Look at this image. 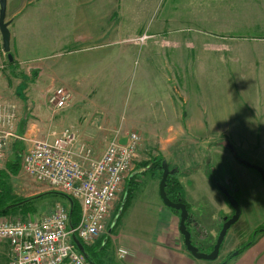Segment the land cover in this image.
I'll return each mask as SVG.
<instances>
[{"label": "crops", "instance_id": "obj_1", "mask_svg": "<svg viewBox=\"0 0 264 264\" xmlns=\"http://www.w3.org/2000/svg\"><path fill=\"white\" fill-rule=\"evenodd\" d=\"M112 8L121 15H124L125 9L129 8L138 12L143 9L163 8V18L151 17V24L154 26L157 23L163 24L168 26V29H173L170 26L177 23L178 28L176 29L180 31L179 33L165 32L166 27L161 33L163 36H167L166 42L168 43L164 51L166 63L170 67L171 65L178 67L177 70L168 68V71L212 74L238 73L229 81L228 87H223L227 89L226 95L229 96L227 101L224 102V99L219 98L222 88H218L219 85H211L213 88L207 102L191 104L189 112L188 109L185 111L182 110L183 107L181 108L180 117H184L187 112V119L190 116L192 128H197L196 131L205 130V128L201 129L203 125L195 126L196 121L209 119L203 115L206 113L205 110L209 114L212 113L213 121L228 120L230 122L233 126L232 137L237 140L239 146L251 148L250 146L253 147L256 144V138L259 136L264 141V0H164L162 6L161 0H7V13L11 15V53L17 64L13 70V65L10 66L6 62L9 58L6 60L1 45L0 32V99L17 106L18 117L12 130L19 137L9 143L6 152H11L13 149L16 151L15 155L20 157L22 151L15 149L18 145L24 143L27 148L29 145L27 142L34 139H53L63 129L71 128L77 134L80 142L86 143L93 149L95 156H100L103 153L106 147L105 137H98V128L95 126L100 124V120L93 117L89 119L90 121H82L78 118L79 116L73 113L80 101L79 96H82V90L79 87L82 81L74 82L73 74L81 70L84 71L91 65L79 61V63L69 65L66 71L53 70L51 67L45 66L52 80V84H50L47 81H42L44 80L43 75L47 71L40 67V62L47 56L44 53L45 50L56 46H53L51 42L54 38L52 34L54 30H56L59 40H63L60 46L84 40L80 37L83 30L80 28L81 25L87 26L90 20H95L98 15L102 14V10L104 13H108ZM97 9L100 11L94 13L93 10ZM153 14L154 11L151 15ZM71 22L72 25H70ZM203 26H206L207 29H204ZM192 28L194 31L190 32L189 36L184 35L185 30H192ZM57 29L59 33H57ZM177 41H181V43L176 44ZM196 49L197 53L201 51V55H197L194 60L189 61L187 51ZM149 55H156V53ZM171 62L174 64H170ZM24 64L27 66L21 73L19 68ZM30 68L36 72V76L30 80L31 86L21 90L19 87L25 83L21 80L15 81L13 75L29 76L28 69ZM156 70L145 64L140 72H143V77H146L149 73H157ZM55 77L62 82L59 83ZM237 82L244 84L237 85ZM57 84L65 87L72 95L68 107L64 111L59 110L58 115L50 112L51 106L47 107L48 99L52 95H49L47 89L49 90ZM167 88L169 89L161 87L158 90L157 99L160 98L171 105V85H168ZM238 88L247 90L243 99H236L234 93H228V90L232 91ZM44 89H46L45 92ZM218 89L219 91H217ZM256 89H261L259 96L255 92ZM216 97L219 98L218 102L214 100ZM196 100L198 99L196 98ZM155 107L160 110L162 105L157 102ZM170 117L168 114L164 116L166 121ZM175 119H177L176 116ZM235 122L238 123L235 124ZM173 147L176 149L181 145ZM171 149L172 147L169 148V150ZM27 150L28 148L23 153ZM169 154L172 157L171 152ZM231 159L234 163L235 184L238 187L234 195L237 196L242 208L241 215L260 214L261 212L258 211H262L264 208V182L261 175L259 172L256 174L241 168L240 162L234 157ZM168 162L170 166L172 165V170L178 171L177 175L183 187L184 197L190 206L192 237L198 242L202 237L201 241L207 246L212 243L210 240L217 236L214 235V230L219 232L222 226L221 207H215L213 200L218 196L217 189L219 192H223L208 177L205 166L201 165L200 167L197 161H185L183 169H180L177 164L173 165L170 161ZM10 163V161H6L4 164L3 161L0 169V182L6 180L9 187ZM189 168L194 171V174L197 172V174H201L202 178L198 179L197 175L195 179L187 180ZM160 180L156 177L153 179L156 190L152 188V198L148 202L137 201V199L150 184L143 185L133 198L131 204L133 211L145 212L144 223L138 233L130 236L128 245H119L116 260L121 264H203L204 262L202 263L201 259L194 257L184 244V237L180 231V214L164 204L159 193ZM217 181L220 182L219 178ZM40 192L34 194L38 195ZM231 214L233 212H224L226 216ZM199 227L204 228L205 236L196 234ZM109 243L110 241L107 243V247ZM120 248L128 251L127 257L122 258L126 260L117 259V257L121 259ZM108 251L111 250L108 249ZM0 264H10V246L6 240L0 241ZM227 264H264V231L250 247Z\"/></svg>", "mask_w": 264, "mask_h": 264}, {"label": "rangeland", "instance_id": "obj_2", "mask_svg": "<svg viewBox=\"0 0 264 264\" xmlns=\"http://www.w3.org/2000/svg\"><path fill=\"white\" fill-rule=\"evenodd\" d=\"M163 1L164 0H161V6ZM98 11L100 10H93L94 13ZM152 11H154V16L151 15ZM163 14V8H156V10L143 9L139 12L129 8L125 9L124 15L119 14L113 8L109 10L108 13H104V10H102V14L98 15L95 20H90L87 26L81 25L80 28H83V30L80 33V37L84 40L76 41L66 46H60L63 40H59V36H57L56 30H54L52 33L54 38L51 42L53 46L56 45L57 48H55V46L54 48H50H53L52 50L46 49L44 53L47 56L40 62V67L43 69H46L45 66H48L53 70L59 71H66L69 65L79 63V61H84L88 63V65H91L88 66L86 70H81L73 74L74 82L82 81L79 86L82 90V96H79L80 101L73 113L79 116L78 118L82 121H90L89 119L93 117L99 119L100 124L95 125L98 128L97 135L98 137H105V144H107L110 138L117 132L121 136H125L133 130L141 134L142 141L135 156L134 164L131 167V174L125 179L121 191L111 206L106 220V229L101 234L103 236L100 235L99 239L94 242L95 245L92 244L95 248L102 250L101 256L108 264H111L112 258V264H121L116 260L119 245H128L130 236L136 232L138 233L144 223L145 212H134L131 204L133 198H135L143 185L146 186L150 184L147 190L142 192L137 201L142 200L146 203L152 198L151 190L152 188L156 190L153 179L155 177L161 179L160 171L156 166L157 159L160 161V158L163 157L173 165L177 164L180 169L185 167V161H197L200 167L203 165L206 168V161L209 159L213 173L216 177L218 175L217 180L219 178L221 183L228 182V178L233 179L232 181L235 183L233 173L234 163L231 159V157L233 158L235 155V152H233L234 150L239 160L244 159L264 168V141L260 136L256 138L257 142L253 147H242L239 146L237 140L232 137L233 126H231L228 120L213 121L211 119L213 118L212 113L209 114L203 109L204 112H206L203 115L209 119L196 121L195 126L203 125L201 129L205 128V130L196 131L198 129L195 127L192 128L191 126L192 122L190 121V116L187 119V112L184 117H180L179 113L182 107V110L186 111L188 109L189 112L191 104L197 102L203 104V102L208 101L207 98L211 94V89L213 88L211 85H219L218 88H222L219 98L224 99V102L227 101L229 96L226 95L227 89L223 87H228L230 84L229 81L232 80L235 75H238V73L224 72L212 74L207 72L181 73L179 71H168V68L170 70L173 68L177 70L178 67L173 65L170 67L168 63H166L167 59L164 58V51L166 50L165 46H167L168 42H166L167 36L165 37L161 33L165 27V32L170 31L171 33H179L180 31L176 29L178 28V25H176L177 23L170 26V28L173 27V29H168V26L163 24L157 23L156 26L151 24V17L156 16L157 19H161L163 18ZM10 17L11 15L7 13L6 21L11 22ZM70 25H72V22ZM203 28L207 29L206 26H203ZM193 31V28L192 30L187 29L184 35L189 36V33ZM57 33H59L58 29ZM179 43H181V41L176 42V44ZM197 51V49L188 50L187 57L189 56V58L187 59L189 61L194 60L197 55H201V51L198 53ZM154 52L156 55H149ZM4 54L7 60L8 54ZM191 54L195 55L192 57L190 56ZM145 64L157 69V73H149L148 76L143 77V72L140 71ZM170 64L174 63L171 62ZM188 64L190 65V62ZM26 66L25 64L23 67L20 66L19 72L22 73ZM92 66H94L93 69H91ZM15 68L16 67H14L13 70ZM46 71L47 72L43 75L44 80L42 81H47L52 84L50 73L47 69ZM28 74L29 76L23 75L22 77H18L14 76L12 73L15 81L21 80V82L25 83V85L19 87L21 90L27 86H31L30 80L34 78V76H32V68L28 69ZM18 75L20 76V74ZM240 75L243 76V74ZM55 79L58 80L59 83L62 82L56 77ZM240 84L243 85L244 83L237 82V85ZM168 85H171V105H168L167 101L165 102L160 98L157 99L158 90L161 87L169 89L167 88ZM58 87H60L59 84L53 85L49 90L47 89V92L51 95ZM43 91L45 92L46 89ZM217 91H219V89ZM246 91L247 90L238 88L232 91L228 90V93H234V96L237 97L236 99H243ZM260 91L261 89H256L255 91L258 96ZM196 98L198 100H196ZM219 98L216 97L214 100L218 102ZM157 102H160L162 105L160 110L155 107ZM50 106L51 104L48 99L47 107L50 108ZM67 107L68 106L59 110L64 111ZM16 110L18 111V109ZM49 110H51V113L56 115L59 114V110H54L53 108ZM167 114L168 117H171L166 121L164 116H167ZM175 116L177 119H175ZM103 122L105 123L103 124ZM236 123L238 122H235V124ZM224 130L225 132H223ZM14 138L16 137L11 136L9 138L7 146ZM170 138H172V140H170ZM27 143L29 144L27 147L29 149L33 142L30 141ZM90 145L94 147L92 143H90ZM174 145H181V147L174 149ZM171 147L172 149L169 150ZM6 148L4 151V164L6 161H10L11 163L18 162L17 164L22 168V156L26 153H23L27 149L26 145L23 143L15 148L16 150L22 151L20 157L15 155L16 151L13 149L11 152H6ZM231 149H233V151ZM169 152H171L172 157ZM240 166L250 172L258 173L257 170L244 164H240ZM21 168L18 171L19 175L10 171V177H8L10 187L7 185L10 188V197H12V199L31 197L35 195V192L39 191H41L39 194L44 195L34 201L36 207L35 211L23 213L20 210H14L3 215L13 220H26L29 218L47 216L52 213L58 204L64 205L67 208L69 207V200L60 194L52 193L54 189L50 188L47 183L36 181ZM187 173H189L186 176L187 180L195 179L197 175L198 179L202 178L201 174H197L198 172L194 174L191 168L188 169ZM225 187L228 188V186ZM231 188L232 194H235L238 190L236 184H231ZM1 189L2 187L0 184V191ZM217 192L218 196L215 197L213 201L215 207H221L220 215L222 217V215L224 216V212H232V208L224 194L219 192L218 189ZM127 196H129V201H127V205H123ZM226 202L228 203L226 204ZM189 211L191 210L189 209ZM258 212L261 213H246L241 215L239 220L228 230L225 240L222 243L219 257L216 260L201 259L202 263L222 264V262H224L222 260L229 252L236 249L238 250V248L247 243L250 238L255 236L259 226L264 228V208L262 211ZM259 220L260 222H258ZM257 222L259 226L256 225ZM217 232L218 231L214 230L213 233L215 236H218ZM217 236L213 238V240H210V242L216 241ZM109 241L110 243L107 247ZM108 249L111 251H108ZM125 257H127V255ZM125 257H121V259L117 257V259L126 260L122 259Z\"/></svg>", "mask_w": 264, "mask_h": 264}, {"label": "built area", "instance_id": "obj_3", "mask_svg": "<svg viewBox=\"0 0 264 264\" xmlns=\"http://www.w3.org/2000/svg\"><path fill=\"white\" fill-rule=\"evenodd\" d=\"M71 93L58 87L50 96L54 110L69 105ZM17 106L0 99V169L4 151L17 119ZM142 141L133 130L125 136L118 132L110 138L103 153L80 142L71 128L53 139H34L22 160V170L38 182L68 194L81 207L80 218L73 225L70 209L56 205L51 214L41 218L13 220L0 215V241L10 246V264H93L78 248L74 237L92 245L106 229V220L122 185L131 174ZM126 249L119 255L125 257Z\"/></svg>", "mask_w": 264, "mask_h": 264}, {"label": "water", "instance_id": "obj_4", "mask_svg": "<svg viewBox=\"0 0 264 264\" xmlns=\"http://www.w3.org/2000/svg\"><path fill=\"white\" fill-rule=\"evenodd\" d=\"M6 16H7V0H0V32L2 35V46H3L4 52L8 54L9 60L12 61L13 56L11 54V31L9 28V25L11 22L6 21ZM243 164L250 168L257 170L259 174L261 175L263 182H264V168H262L261 166L255 163H251L246 160H243ZM174 172L175 170L170 169L169 162L166 159L163 160L162 177H161L160 185H159L160 196L166 206L170 208H174L180 212V231L184 237V244L186 245L188 251L194 257L198 259L216 260L219 257L221 246L225 240L228 230L231 228L233 224H235L239 220L241 216L242 210L239 204V200L227 189V187L223 185H219V188L221 189L223 194L226 196L228 202L233 207L235 212L230 218L228 217L225 218V222L219 231V234H218L213 250L211 252L202 251L200 250L199 246L193 243L192 232L190 231L188 224H187V219L190 214L187 204L182 201H178V202L173 201L169 197L168 192L166 190L168 177L171 173H174ZM53 193L64 196V198L69 200L70 204H73V199L68 194L64 192H60V191H54ZM43 195L44 194H41L40 196H37V197L40 198ZM261 231L263 232L264 228H261ZM74 241L77 244L78 248L84 253L82 245H81L82 243L80 242V240L77 237H74ZM234 253L236 254L237 251ZM84 254L87 257V254L86 253ZM222 264H225V262H223Z\"/></svg>", "mask_w": 264, "mask_h": 264}, {"label": "trees", "instance_id": "obj_5", "mask_svg": "<svg viewBox=\"0 0 264 264\" xmlns=\"http://www.w3.org/2000/svg\"><path fill=\"white\" fill-rule=\"evenodd\" d=\"M12 56H13V54H12ZM7 63L10 66L13 65V68H14L16 66V64H17V61L15 60V58L13 56V60L12 61L8 60ZM32 73H33L32 76L35 77L36 76V72L32 71ZM163 160H165L163 157L160 158V161L158 159L156 160L157 161L156 166L158 167V169L160 171V177H162V162H163ZM17 163L18 162L10 163V165H9L10 171L12 173H14V174H17L18 171L20 170V167H19V165ZM205 171H206L208 177L213 181V183L216 186L219 187V185H221V184H220V182L217 181V177L214 175L212 166H211L210 162H208V161L206 163ZM177 172L178 171L175 170L174 173H171L169 175L168 180H167L166 190L168 192L169 197L173 201H175V202L182 201V202L186 203V199L184 197V193H183V190H182L183 187H182V185L179 182ZM0 184H1V187H2V189L0 191V215L10 213L11 211H14V210H20L23 213H28L30 211H35L36 210L34 201L38 200L39 197H37V196H40L41 194L34 195V196H31V197H21V198L12 199V197H10V194H9L7 181L6 180L5 181H1ZM227 189L229 190V188H227ZM53 191H55V190H53ZM128 197L129 196H127L126 199L124 200V202H123L124 205H127V201H129ZM187 207H188V209H190L188 204H187ZM172 210L180 214V212L178 210H176L174 208H172ZM80 211H81V207H80L79 202L73 199V204H70V219H71V223L73 225L77 224V222H78V220L80 218V213H81ZM190 220H191V213L189 214V217L187 219L188 227L191 230L192 227L189 224ZM222 224H223V221H222ZM199 228L197 229L196 234L197 235L205 234L206 231L204 230V228H202V227H199ZM261 232L262 231H261V226H260L256 230L255 236L250 238V240H248L247 243L243 244L239 248L237 253L236 254L233 253V255L231 257H235V256L240 255L241 253H243L248 247H250L256 241L257 237L261 234ZM80 242L82 243L81 245H82L84 253L87 254V257H88V259L91 262H93L94 264H107L105 262V260L103 259V257L101 256L102 250H99V249L95 248L94 245H91V246L90 245H86L81 240H80ZM193 243L197 245V243L195 242L194 238H193ZM197 246H199V245H197ZM213 246H214V242L209 247H205V246H199V247H200V250L206 251V249L210 250V249L214 248ZM225 264H226V262H225Z\"/></svg>", "mask_w": 264, "mask_h": 264}, {"label": "flooded vegetation", "instance_id": "obj_6", "mask_svg": "<svg viewBox=\"0 0 264 264\" xmlns=\"http://www.w3.org/2000/svg\"><path fill=\"white\" fill-rule=\"evenodd\" d=\"M234 149V148H233ZM233 149H231L232 151H233ZM233 152H235V155L233 156L238 162H240L241 164H243V160L244 159H242V160H239L238 159V157L236 156L237 154H236V151L234 150ZM208 159V158H207ZM207 162V161H206ZM208 162H210V160L208 159ZM171 170H172V168H171ZM233 179H231V178H229L228 179V182H223V183H221L222 185H227L228 186V188H229V190H230V192H231V190H232V188H231V184H235V183H233V181H232ZM234 181H235V179H234ZM231 188V189H230ZM221 190V189H220ZM234 195V194H233ZM225 196V195H224ZM235 197H237L236 195H234ZM225 198H226V196H225ZM226 200H227V198H226ZM187 203V202H186ZM228 203V202H227ZM188 204V203H187ZM231 208H232V212H233V214H234V212H235V210L233 209V207L231 206ZM190 212V211H189ZM233 214H231V215H229V216H226V215H224V216H222L221 217V223H222V221H223V224H224V222H225V218L226 217H228V218H230ZM191 219H192V216H191ZM190 226H191V224H192V220H190ZM222 224V225H223ZM192 227V226H191ZM222 227V226H221ZM200 229V228H199ZM202 229V228H201ZM192 230V229H191ZM262 233V232H261ZM218 234H219V232H218ZM202 236H204L205 234H201ZM218 237V236H217ZM192 239H193V237H192ZM201 239H202V237L199 239V242H197L195 239V242L197 243V245H199V246H205V247H209L210 245H212L213 244V242L215 241H212V243L211 244H209V245H204L203 244V241H201ZM216 240H217V238H216ZM215 243H216V241H215ZM215 243H214V245H215ZM214 247V246H213ZM213 250V248L212 249H210V250H207L206 249V252H211ZM238 250H239V248H238ZM237 249L236 250H233V251H231V252H229L227 255H226V257L222 260V261H224V262H226V264L230 261V260H232L233 258H235V257H231L232 255H233V253L235 252V251H238ZM204 251V250H203ZM238 256V255H237ZM231 258V259H230ZM221 261V262H222Z\"/></svg>", "mask_w": 264, "mask_h": 264}]
</instances>
